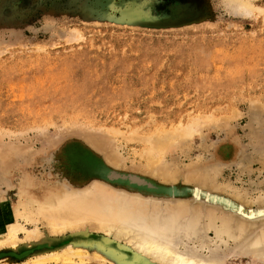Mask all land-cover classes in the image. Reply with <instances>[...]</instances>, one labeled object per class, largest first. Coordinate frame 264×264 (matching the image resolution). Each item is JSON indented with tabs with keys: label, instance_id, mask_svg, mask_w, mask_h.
Returning a JSON list of instances; mask_svg holds the SVG:
<instances>
[{
	"label": "rangeland",
	"instance_id": "obj_1",
	"mask_svg": "<svg viewBox=\"0 0 264 264\" xmlns=\"http://www.w3.org/2000/svg\"><path fill=\"white\" fill-rule=\"evenodd\" d=\"M244 2L253 15L236 0H204L200 9L209 14L201 23L157 30L87 19L70 0H0L1 214L18 206L24 184L37 192L33 184L85 190L105 183L154 203L190 201L203 232L182 251L193 248L219 264H264L241 254L227 235L217 238L225 227L262 238L264 228L260 218L241 214L258 212L264 200V0ZM165 170L193 174L204 186L163 182L156 173ZM110 171L144 178L169 195L108 179ZM66 232L1 249L0 264H21L77 240ZM89 235L95 244L108 237ZM110 239L133 258L125 242ZM92 243L85 261L74 264L127 263L121 255L96 259Z\"/></svg>",
	"mask_w": 264,
	"mask_h": 264
},
{
	"label": "bare ground",
	"instance_id": "obj_2",
	"mask_svg": "<svg viewBox=\"0 0 264 264\" xmlns=\"http://www.w3.org/2000/svg\"><path fill=\"white\" fill-rule=\"evenodd\" d=\"M236 3L245 10L246 15L254 14L255 8L250 3L244 2V0H236ZM188 125L190 124L188 123ZM152 153L154 152L152 151ZM153 160L151 159V161ZM115 163H119L118 160L113 164L116 167L120 165V163ZM156 175L159 180L170 184L183 180L195 184V187L198 188L204 186L195 182L193 174L182 175L177 171L165 170V172L156 173ZM120 177L119 174L118 176L113 175L112 180ZM124 177L139 190L151 191L152 195L160 194L164 197L169 195L168 191L147 182L144 178ZM33 185V189H36L37 192L32 189L31 191L27 190L28 184H24V187L20 188L18 206H14L8 216L4 217L0 212V250H18L22 245L32 247L40 243H47L50 242L52 235L62 234L66 231L73 232L74 236H77V240L62 248L35 253L33 259L26 260L21 264H74L75 258L83 263L88 256L86 254L90 247L89 243H92L89 238L92 231L102 232L108 236L106 239L96 241V244L92 243L96 248L94 257L104 261L110 260L109 257L121 255L127 262L126 264H219L221 262L220 258L208 257L209 255L206 257L202 253H197L198 250L193 248L191 250L186 248L183 251L179 249V246L185 241L189 244V242L199 240V236L203 232L200 217L197 212L193 211V205L188 200L162 202L160 199L161 201L155 200L156 203H154L152 199L145 200L144 198L143 200L140 195L137 197V194L133 195L127 191H117L113 189L114 187L103 186L105 183L102 186H93L85 190L68 187L70 184L61 189L53 188L51 190L36 184ZM200 193V189H198L196 193L198 200ZM237 198L241 200L239 196ZM239 199L236 200L240 202ZM242 201L240 203L243 205L246 201L243 199ZM164 203L167 205V210L161 205ZM259 206L258 212L252 211L250 214H246L243 212V208L242 211L240 210L241 214L250 222L260 218L263 223L264 200L259 203ZM20 217H25L28 223L34 224L33 229L19 224ZM40 223L45 227L44 232L39 227ZM9 226H12L11 230ZM205 229L207 230L205 234L208 235L210 228L206 227ZM238 230L225 227L224 230H218L217 238L221 239L222 236L227 235L237 244L239 242L241 254L251 253L264 260V228L261 233L262 238L247 231H240L241 235L238 236L235 234V231ZM21 231L25 233L24 238L20 236ZM110 238H114L117 242H125L127 249L134 252L133 258H129L125 254L126 252L117 247H113ZM195 243H198L200 248L206 246L205 242ZM209 249L212 252L213 249ZM217 250L219 251L218 248ZM218 251H216L217 254H219ZM235 252L238 253L236 250Z\"/></svg>",
	"mask_w": 264,
	"mask_h": 264
},
{
	"label": "water",
	"instance_id": "obj_3",
	"mask_svg": "<svg viewBox=\"0 0 264 264\" xmlns=\"http://www.w3.org/2000/svg\"><path fill=\"white\" fill-rule=\"evenodd\" d=\"M87 19L146 29L182 28L201 23L209 14L194 1L180 0L174 6L163 0H70ZM114 171L107 178L111 179ZM119 180L127 181L125 177Z\"/></svg>",
	"mask_w": 264,
	"mask_h": 264
},
{
	"label": "flooded vegetation",
	"instance_id": "obj_4",
	"mask_svg": "<svg viewBox=\"0 0 264 264\" xmlns=\"http://www.w3.org/2000/svg\"><path fill=\"white\" fill-rule=\"evenodd\" d=\"M165 1L168 5L170 6H174L175 4H177L178 2H180V0H163ZM186 3L189 5L191 3H193L194 1L198 2L199 4L204 2V0H185Z\"/></svg>",
	"mask_w": 264,
	"mask_h": 264
},
{
	"label": "trees",
	"instance_id": "obj_5",
	"mask_svg": "<svg viewBox=\"0 0 264 264\" xmlns=\"http://www.w3.org/2000/svg\"><path fill=\"white\" fill-rule=\"evenodd\" d=\"M92 160H94L93 158H92ZM96 162V161H95Z\"/></svg>",
	"mask_w": 264,
	"mask_h": 264
}]
</instances>
